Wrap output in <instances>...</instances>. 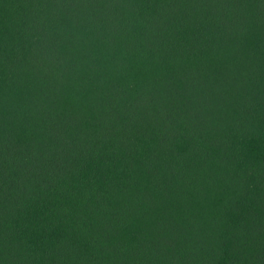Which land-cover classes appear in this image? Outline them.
<instances>
[{
  "label": "trees",
  "instance_id": "obj_1",
  "mask_svg": "<svg viewBox=\"0 0 264 264\" xmlns=\"http://www.w3.org/2000/svg\"><path fill=\"white\" fill-rule=\"evenodd\" d=\"M0 264H264V0H0Z\"/></svg>",
  "mask_w": 264,
  "mask_h": 264
}]
</instances>
